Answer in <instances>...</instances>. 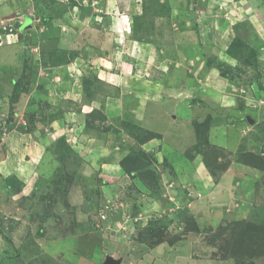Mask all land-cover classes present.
Returning a JSON list of instances; mask_svg holds the SVG:
<instances>
[{
  "label": "rangeland",
  "instance_id": "374dc122",
  "mask_svg": "<svg viewBox=\"0 0 264 264\" xmlns=\"http://www.w3.org/2000/svg\"><path fill=\"white\" fill-rule=\"evenodd\" d=\"M94 1L15 0L17 13L3 17L0 22V52H3L0 57V231L21 250L16 264H104L108 257L124 264H264V145L259 153L227 152L206 144L202 129L210 123L209 119L199 124V157L206 168L203 174L201 170L199 173V192L205 190L209 197L207 200L199 197L196 216L184 204L169 197L160 200L164 207L159 213L144 214L141 210L144 187L151 188L147 197H162L164 177L173 174V170L167 161L159 163L157 156L142 151L140 144L152 134L132 119L117 120L115 124L139 143L127 150L121 148L120 164L130 178L123 181L122 186L127 183L124 189L108 190L111 187L97 178V171L75 152L67 135L57 140L55 130L47 139L42 137L45 127L54 120L66 117V125L73 126L72 117L63 114L62 103L47 100L44 86L48 76L44 73L50 66L68 64L74 50L91 47L85 43V37L73 33V28L82 25H69V22L96 14ZM98 1L99 7L104 0ZM247 1L264 11V0ZM142 2L148 3L144 10L147 14L169 11L160 0ZM187 18L180 19L181 33L194 32L196 25H188ZM235 20L238 18L232 17L229 22ZM24 24L23 29L28 28L26 35H17ZM252 32V26L244 25L231 52L228 51L238 61L237 66L216 59L207 62L234 84L243 79L239 85L244 87L252 84L248 79L255 81L258 76L249 68L258 70L263 66L256 62L263 46H256ZM185 36L188 46L197 50L196 43ZM61 38L66 42L62 47ZM22 55H25L23 59ZM10 56L15 61L4 63L5 57ZM249 71L255 75L250 76ZM95 86H89L92 93L98 91ZM258 87L264 88V83L260 81ZM30 94L32 98L26 101ZM22 95L25 98L19 102ZM260 109L258 124L250 116L244 123L257 129L264 139V107ZM92 118L89 125L93 123L101 129L102 114L96 112ZM237 125L241 128L239 121ZM59 127L62 132L67 128L63 122ZM194 152L193 156L198 154ZM33 157L42 158L41 173L24 174L16 163L25 166ZM20 178L30 181L26 184ZM205 179L208 185L204 184ZM223 185L225 189L230 186L234 192L233 201L214 199L220 191L215 194L213 191ZM173 187L179 195H185L177 183ZM194 194L191 197L197 198ZM179 195L173 198L179 199ZM164 244L175 250L170 253L156 250ZM6 249L7 242L0 233V256ZM147 251L152 254L145 256Z\"/></svg>",
  "mask_w": 264,
  "mask_h": 264
},
{
  "label": "crops",
  "instance_id": "0c3cea01",
  "mask_svg": "<svg viewBox=\"0 0 264 264\" xmlns=\"http://www.w3.org/2000/svg\"><path fill=\"white\" fill-rule=\"evenodd\" d=\"M142 1L104 0L98 7L99 1L95 0L96 14L69 22V25H82L73 28V33L85 37V43L91 47L85 51L74 50L73 59L66 65L50 66L44 73L48 76L44 90L50 103H62L63 114L72 117L73 126L66 125V117L54 120L45 127L42 137L47 139L55 130L57 140L67 135L75 152L84 158L87 166L97 171L98 179L111 187L108 190L124 189L127 183L122 186L123 181L128 182L130 178L120 164L123 159L121 148L127 150L139 143L115 124L117 120L132 119L152 134L140 144L142 151L157 156L159 163L167 161L173 170V174L167 173V177L163 173L162 197H147V191H151L144 187L143 213H159L164 207L160 200L169 197L198 216L199 197L205 200L209 197L205 190L199 192V173L206 170L199 157V124L209 119L210 123L202 129L206 144L235 154L263 150L261 133L252 126L248 127L244 121L250 116L258 124L260 107H264V88L257 89L260 81L264 83V11L247 0H160L161 4H167L168 13L151 15L144 12L148 3ZM13 13H17L15 0H0V22ZM187 16V24L194 23L196 27L194 32L181 33L178 24ZM232 17L238 20L229 22ZM25 25L17 35H26L28 28L23 29ZM244 25L252 26L256 46H263L256 59L263 66L258 70L249 68L258 75V81L248 79L252 84L245 87L239 85L243 79L237 78L238 84H234L217 67L207 63L208 59H216L231 67L237 66L238 61L228 51ZM185 34L191 43H196L197 50L188 46ZM65 43L61 38L59 45L62 47ZM2 55L0 52V57ZM14 61L15 58L10 56L3 62ZM248 73L255 75L251 71ZM93 84H97L96 93H92L89 87ZM31 98L32 94L26 101ZM241 100H244V106L239 104ZM96 112L104 118L100 121L103 123L101 129L88 123ZM61 122L67 126L64 132L59 127ZM191 150L192 154L188 155ZM194 151L198 153L195 156ZM41 160L33 157L25 166L22 163H16V166H20L24 174L41 173ZM241 171L246 173L244 169ZM170 178L174 180L171 182ZM22 179L26 184L30 181L29 178ZM176 183L185 190V195H179L173 187ZM204 184L208 185V180ZM213 192H219L218 196L213 194L214 199L233 201L234 192L230 186L226 189L225 185L218 186ZM194 193L197 198L191 197L195 196ZM174 195H179V199L173 198ZM161 249L169 252L175 247L164 244L156 248ZM145 253V256L152 254L150 251Z\"/></svg>",
  "mask_w": 264,
  "mask_h": 264
},
{
  "label": "trees",
  "instance_id": "16d2710c",
  "mask_svg": "<svg viewBox=\"0 0 264 264\" xmlns=\"http://www.w3.org/2000/svg\"><path fill=\"white\" fill-rule=\"evenodd\" d=\"M234 43H235V41H234ZM229 51L231 52V47L229 48ZM223 76H225V75H223ZM0 233L7 242V249L0 256V264H16L19 260V256L21 255V250H17V248L14 247L11 238L6 236L2 231H0Z\"/></svg>",
  "mask_w": 264,
  "mask_h": 264
},
{
  "label": "water",
  "instance_id": "95a60500",
  "mask_svg": "<svg viewBox=\"0 0 264 264\" xmlns=\"http://www.w3.org/2000/svg\"><path fill=\"white\" fill-rule=\"evenodd\" d=\"M104 264H122V261L114 259L113 257H108Z\"/></svg>",
  "mask_w": 264,
  "mask_h": 264
}]
</instances>
